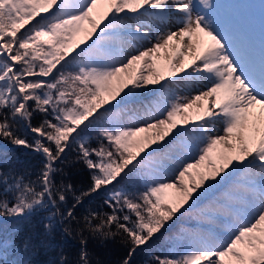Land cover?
<instances>
[{"label": "snow or ice", "instance_id": "snow-or-ice-1", "mask_svg": "<svg viewBox=\"0 0 264 264\" xmlns=\"http://www.w3.org/2000/svg\"><path fill=\"white\" fill-rule=\"evenodd\" d=\"M101 2L107 7L96 19ZM218 7L213 0H0V139L43 158L35 178L29 169L0 172V217L20 224L48 211L47 233L59 216L81 234L120 235L130 245L122 264H131L138 248L195 212L208 233L181 230L172 239L184 246L145 264H264V40L257 49ZM153 23L163 25L155 35ZM146 92H159L162 105L126 121L127 105ZM73 148L92 181L79 195L56 181ZM134 176L142 190L122 185ZM100 191L111 211L90 210L81 225L74 209ZM69 192L75 203L62 211ZM31 246L25 238L24 250ZM7 251L0 235V257ZM79 264H90L83 238Z\"/></svg>", "mask_w": 264, "mask_h": 264}, {"label": "trees", "instance_id": "trees-1", "mask_svg": "<svg viewBox=\"0 0 264 264\" xmlns=\"http://www.w3.org/2000/svg\"><path fill=\"white\" fill-rule=\"evenodd\" d=\"M123 118L126 121L129 120L126 115ZM42 120L43 117L36 114L32 123L38 125ZM20 128L21 134L26 135L29 140L33 138V134L28 131L23 122H21ZM90 142L95 146L96 136L94 132L91 134ZM42 160L43 158L38 153L0 139V172H7L10 169L20 172L29 169L33 174L32 178H35ZM62 167L64 171L63 174L57 175V183L61 180L65 183H71L77 195L90 187L92 181L89 170L82 162L77 160L74 148L67 152ZM121 183L130 190H142V181L135 176L125 179ZM120 186L117 185V187ZM105 199V191L93 193L83 199V202L74 209L77 220L81 221V225L83 216L90 210L101 213L111 211L104 203ZM73 203H75L73 195L69 192L67 202L61 210L66 211ZM48 214V211L37 212L20 224H17L14 219L0 217V235L8 241V251L0 259L7 260L9 264H12L13 261L20 262L23 260L30 261V264H79L82 238L86 240L90 264H122L127 256L130 245L122 236L117 235L113 238L101 239L94 237L87 230L81 234L80 226L75 221L69 226L68 221L61 222L59 216L55 218V226L51 233H47L44 225L48 223L45 219ZM198 222L195 212L180 218L162 236H159L148 245L138 248L132 257L131 264H145L150 256H162L170 252H176L184 245L176 243L172 238L181 230L194 233ZM65 227L75 230L69 234L64 231ZM28 237L31 238V245L33 246L24 250L23 241ZM12 239L15 240V248L12 246Z\"/></svg>", "mask_w": 264, "mask_h": 264}, {"label": "rangeland", "instance_id": "rangeland-1", "mask_svg": "<svg viewBox=\"0 0 264 264\" xmlns=\"http://www.w3.org/2000/svg\"><path fill=\"white\" fill-rule=\"evenodd\" d=\"M216 1L218 2V4L221 5L220 8L218 7V15L220 19L224 22L234 24L235 26L237 25L240 29L245 31L250 37L253 44L258 49L261 43V41L259 40L260 38H262L261 33H258V29L260 30L264 29V9H261L263 4L257 3L258 0H254V1L248 0V2H242L240 4H238L237 2L231 3L230 0H216ZM106 7H107L106 4L102 2L98 3L97 11H94V12L96 13V15L100 16V13L103 12L106 9ZM236 13H240V14L238 16H234V14ZM258 13L262 14L261 18L257 20L253 18L254 20L252 19L250 21V22L258 23L259 24V26L257 27L258 29L257 28L248 29L249 25H253V23H249V22L247 23V19L250 16L253 17L255 14L257 15ZM231 15H232V18L230 17ZM236 18L237 20H234ZM82 23H83L84 29H90L91 26L89 25L87 20L83 21ZM157 27H160L162 29L163 25H157L156 23H153V34L154 35L156 34L155 29ZM84 35H85V32L81 31L77 34L76 38L77 39L83 38ZM157 64L159 66L161 64V61L158 60ZM137 70H138V66H137ZM188 94H189L188 90H183L179 92V95L181 96H186ZM162 102L163 101L161 99V96L157 92L144 93L141 97L137 99L135 103L127 105L128 111H127L126 116L129 118L128 122H133L135 121L138 115H143V113L146 110V107H152L155 109L157 104L159 103L162 105ZM221 150H222V146H218L217 150L214 151L212 154L213 158L217 160V163L220 162L217 156H218V152ZM184 155L185 154L183 152L180 153L181 158H183ZM202 170H209V169H206L205 166H202ZM193 172H195V170H193ZM195 232H203L207 234L208 229L202 228L200 222H198L196 223V229L194 230V233ZM216 235L218 236L219 233L217 232Z\"/></svg>", "mask_w": 264, "mask_h": 264}]
</instances>
